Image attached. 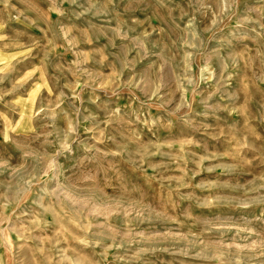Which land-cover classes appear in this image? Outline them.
I'll return each mask as SVG.
<instances>
[{"label": "rangeland", "instance_id": "rangeland-1", "mask_svg": "<svg viewBox=\"0 0 264 264\" xmlns=\"http://www.w3.org/2000/svg\"><path fill=\"white\" fill-rule=\"evenodd\" d=\"M0 264H264V0H0Z\"/></svg>", "mask_w": 264, "mask_h": 264}]
</instances>
